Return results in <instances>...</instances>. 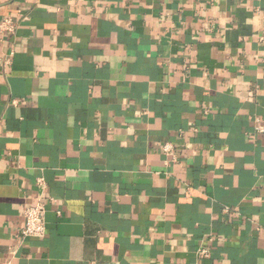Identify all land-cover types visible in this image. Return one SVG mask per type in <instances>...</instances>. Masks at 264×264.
Returning a JSON list of instances; mask_svg holds the SVG:
<instances>
[{
    "label": "crops",
    "instance_id": "1",
    "mask_svg": "<svg viewBox=\"0 0 264 264\" xmlns=\"http://www.w3.org/2000/svg\"><path fill=\"white\" fill-rule=\"evenodd\" d=\"M6 17L0 264H264V0H0ZM39 199L45 235L22 237Z\"/></svg>",
    "mask_w": 264,
    "mask_h": 264
},
{
    "label": "built area",
    "instance_id": "2",
    "mask_svg": "<svg viewBox=\"0 0 264 264\" xmlns=\"http://www.w3.org/2000/svg\"><path fill=\"white\" fill-rule=\"evenodd\" d=\"M15 28L14 21L6 17L0 22V31H13ZM260 129V127H258ZM163 151L170 156H173V147L169 143L163 145ZM38 183L42 188L45 187L44 181L39 179ZM45 201L39 199L33 205L27 206L23 209V226L21 228L22 237H43L46 232L45 228ZM201 254H205L206 250L199 249Z\"/></svg>",
    "mask_w": 264,
    "mask_h": 264
}]
</instances>
